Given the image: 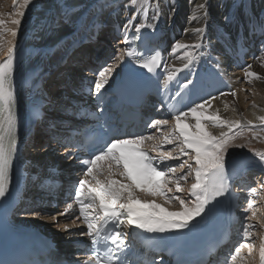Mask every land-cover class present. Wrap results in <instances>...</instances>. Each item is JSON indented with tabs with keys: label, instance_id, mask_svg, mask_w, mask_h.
Returning <instances> with one entry per match:
<instances>
[{
	"label": "snow or ice",
	"instance_id": "snow-or-ice-1",
	"mask_svg": "<svg viewBox=\"0 0 264 264\" xmlns=\"http://www.w3.org/2000/svg\"><path fill=\"white\" fill-rule=\"evenodd\" d=\"M31 3L32 0H22L19 3L14 16L9 20L13 26L11 28L0 18V52L5 55V60L0 63V198H4L9 190L10 172L20 152L17 140L15 82L18 43L5 41L4 37L9 35L13 41L16 40L26 10ZM129 6L135 7L136 13L144 16H147L148 10L153 7L151 0H129ZM196 7L203 10L207 5L202 3ZM136 13L133 14L132 20L125 24V29L134 27L136 38L139 39L141 30L152 25L143 22L133 24V20L137 18ZM161 14L157 3L152 18L158 20ZM192 19L196 17L193 16ZM258 27L264 32V22ZM204 31V28L193 29V34L197 35V42L194 44L177 42L173 45L172 54L176 55L183 51V55L177 58L185 63L180 68L170 70L169 66L164 65L165 87L175 79L177 73L188 69L199 58L196 53L204 48L202 42ZM122 43L125 45L129 43L126 34ZM119 52L120 54L114 57L117 64H122L126 57H134L137 58L139 67L148 73H156L157 68L164 64L159 52L147 58H144L142 53L132 52L129 47L120 49ZM252 58L264 67V51L259 56L254 54ZM219 67L217 64L218 69ZM252 67L248 64L243 68L244 82L252 84L254 81H264V77L252 71ZM113 71L114 66L104 67L99 71V78L95 82L96 95H100L101 90L109 85ZM191 83L192 81H188L183 87L187 88ZM229 95L235 98L237 93L232 89L219 93V96ZM216 99L217 96H212L195 103L187 110L173 112L171 123L168 119H153L148 127L159 135L136 134L114 137L105 141L103 147L87 159L80 161L85 166L83 178L75 185L71 202H68L64 211L58 215L71 219L73 224L79 221L87 229L86 232H69L70 235H86L91 241L90 255L82 264H124L129 246L125 241V234L121 231L123 225L147 234L180 233L190 229L193 221L210 211L209 206L214 205V202L218 203L219 198L230 191L226 154L230 147L247 146L234 143L238 138H242L245 129L252 133L251 139H260L261 133H264V116L256 118L259 130L252 121L224 119L218 109L209 111L212 101ZM224 107L227 109L228 105L225 104ZM215 128L227 131H220L217 135L211 131ZM234 129H239L240 132H234ZM148 142L151 143L146 148ZM165 145L173 147L167 149ZM248 151L261 166H264V151H257L251 147ZM183 157L187 159L182 160ZM169 161L180 162L170 164ZM185 184H188V187H185ZM260 187L264 189V184ZM248 191L252 198L248 199L244 211L251 212V215L245 216L244 219L251 221L257 216L254 197L258 192L255 187ZM170 193L172 194L169 195ZM184 193L186 196L177 195ZM147 197H161L165 205L178 206V210L169 211L154 200L145 199ZM34 214L42 215L40 212ZM51 218L53 222L58 223L56 216ZM258 223L262 230L258 256L254 254L255 245L250 242L255 226L248 223L243 226L244 242L235 247L226 264H264V218ZM64 230L69 231L67 224L64 225ZM243 249H247L246 256L242 254Z\"/></svg>",
	"mask_w": 264,
	"mask_h": 264
},
{
	"label": "bare ground",
	"instance_id": "bare-ground-1",
	"mask_svg": "<svg viewBox=\"0 0 264 264\" xmlns=\"http://www.w3.org/2000/svg\"><path fill=\"white\" fill-rule=\"evenodd\" d=\"M169 1L168 0H151L153 7L148 10V15L144 16L140 13H137V18L135 20H133V24H138V23L143 22L145 24L152 25L151 27H146V28L142 29L141 33H143V31H150L153 34V38L155 41L161 42L162 44L165 45V54H164L165 64L164 65L169 66V70L171 68H180L183 66V63H185V61L178 59L177 56H182L183 51H180L176 55H173L172 54L173 45L177 42L184 43V44L196 43L197 42V35L193 34V29H195V28H204L205 29V31L203 33V37H202V42H203V44H207L206 42H208V40L211 37L209 35V29L211 27V24H206L204 21L205 12L207 11V9L198 10L196 6L199 4H202V3H206V5L209 3L208 7L212 8L210 10L211 17H212V19L215 18L217 20V23H215V25H226L225 26L226 32L224 33L222 31L220 33V36L216 37V42H217V39H219V38H220V40L222 39V41H220L221 43L224 41L223 45L221 47L223 50V52H222L223 58L221 56V59L219 58V60H218V58L213 59L212 55L216 54V51L219 48H216V50L213 51L211 48H207L204 45V48L199 50L196 53L199 58L197 60H195L193 62V64L188 69H185V71L186 72L195 71L197 69L198 63L201 62L202 63V70H204L206 68H211L214 71L220 73V75L225 79L226 84L228 85V89H226L224 91L226 92L229 89H232V90L236 91L237 95L235 98H233L230 95L218 97V99L212 101V107L209 109V111H214V110L218 109L219 114L224 119H228V120L240 119L242 121H252L253 123L254 122L257 123L258 121L256 118L259 116H264V106H262V104L259 103V100L262 99L263 104H264V81H254L252 84H248V83L244 82L243 69L241 72H239V73L237 72L238 74L236 73V74L231 75V77H230V75L227 76V75L223 74L221 71H222L223 67L227 64V62L229 61V59H230L229 55L231 54V51L235 49L237 41L243 42L247 38H249L252 34L255 35L259 31H260V34L264 33L258 27V25L261 22H264V11H263V13L261 12L262 14L258 15V18H256V20L252 23V25H250L249 27L247 26L245 29L244 28L238 29L240 31V32L238 31L239 32L237 34L238 37H236V39L233 40V35H232V33H230L232 30L230 31V29L234 30L235 28H239V27L236 25V23H237L236 20L238 18L236 17L233 20L231 17H234V16H228V15H230V13H232V15L233 14L237 15V13H238L236 8H231V4L226 5V6L221 4L217 7L215 3L211 2V0H209V2H204V0H197L195 2H187V0H171L170 3H169ZM20 2H22V0H17V4L14 3V0H0V8L1 7L2 8L9 7L10 11H13L14 9H16V8H13L14 4L17 5V8H18ZM123 2H124L123 0H117L116 1L117 4H119V3L121 4ZM112 3H113L112 0H100L99 1V7H97V8L95 7L96 10L89 12V14L86 16L83 24L81 25V27L78 31H71L70 34L67 33L68 32L67 29H70L71 27H72L71 30L73 29L72 18L65 25L62 24L60 31H58L59 34H57L54 38L50 39L51 40L50 41L51 46H49V48H47L48 46H46L43 50L40 49V50L36 51V53H35L31 47H28V49H27L28 51H26L27 53L25 52V54H32V58H37L38 63H37L34 70L36 72H38V74L41 77L44 78L42 80L43 85H44V80H45V77H44L45 69L47 70V68H49L52 64L57 63V60H59V61L62 60V58L69 52V50H71L72 47H70V46L72 44L77 45L80 43V41L82 39L85 40L86 38H90V37L94 36L95 33L98 34V31L104 25L109 26V30L111 31V35H115L117 33L118 29L120 31L122 30V28L125 25V22L128 20L127 15L132 11L131 9L135 8V7L129 6V3H128V5H125L126 8H125L124 14H121L117 11H113V10H115L117 5L116 6L112 5ZM157 3H159V10L162 14L160 15L158 20H154L152 18V16H153V12L155 10V5ZM70 4L73 7H76V8L78 7L77 6L78 3L76 2V0H71ZM211 4H213L212 7H211ZM262 5H263V3H262ZM32 7H33L32 5H29V8L26 10V16L23 18L22 22L27 21V17H29V12L32 9ZM208 7H206V8H208ZM229 11H230V13H228ZM178 12H180L181 14L185 13V16L183 19H180L178 17V15H177ZM251 12H253L252 9H251ZM14 13H15V11L13 12L12 17L14 16ZM107 13L110 14L107 17H109V18L113 17L112 18V24L109 21L107 23L100 24V26H98V25L94 26V27H92V30H90V32L88 29H86V27L90 23V21L97 20V19H99V20L105 19V16ZM7 16L8 15L6 14L5 11L0 10V18L4 19L6 21L7 27L11 28L13 26L10 24L9 20H7V18H8ZM193 16H195L196 19H192ZM215 16H217V17H215ZM244 17H246V16H244ZM109 18H107V19H109ZM245 21H246V19H245ZM22 25H23V23H22ZM215 25H214V27L216 28ZM241 25H242V23H241ZM247 25H249V24H247ZM122 31H124L126 34H128L129 31H135V28L131 27V28L126 30L124 27ZM60 36L65 37V38L62 39L61 41L57 42L56 44H54L55 41L60 39V38H58ZM4 39H5V41H13L11 36H9V35H5ZM101 41H103V40L100 39L99 42L98 41L97 42L100 43ZM224 43H225V45H224ZM115 45H117L119 47L118 48V55L120 54L119 50L125 48V46H126L124 43H122V40L117 41L115 43ZM205 48H207V49H205ZM210 51L212 53H210ZM262 51H264V49H262L260 51V54ZM201 52L202 53L206 52V53H204L203 55H200ZM20 57H21V59L24 58V53H21ZM3 58H5V55L3 52H0V60H2ZM217 64L220 65L219 69L217 68ZM248 64H251L253 66L252 71L258 73L261 77H264V67L260 66L259 61H257V60L250 61L249 63L246 64V66ZM56 65L57 64H55L53 67L48 69L46 72L53 73L54 70L56 69ZM113 66H114V71H113V75L110 77V83L109 84H111L112 82L113 83L116 82L117 69L118 68L120 69L121 64H117V62L115 61V64H111L109 67H113ZM63 71L66 73V68H64ZM232 73H235V72H232ZM66 74H68V73H66ZM58 92H60V90H58ZM247 92H248V94H247ZM225 104L228 105L227 109H225V107H224ZM233 109H235V111ZM211 131L217 135L220 132V130L218 132L217 131L215 132V129L214 130L211 129ZM222 131H227V129H222ZM249 132L250 131H247L246 134L249 135L248 134ZM249 139H251V138H249ZM244 140H246V138ZM251 140H253V139H251ZM257 140L262 142L261 146L263 148L264 147V133H261V138L257 139ZM157 142H159V141H157ZM234 143L246 144V143H244L243 138H238ZM166 146H168V145H166ZM250 147L253 148V146H250ZM236 150H237V148H235V147L229 148V151L226 154L227 164H229L231 162L230 160L232 158H234V157H232L233 155H231V153L233 154L234 151H236ZM263 150H264V148H263ZM251 165L256 166L255 164H252V163H249V165L246 163H241L237 166L235 165V167H240L239 169H241V170H239V171L242 172V171H246L247 169L251 168ZM259 166H257V167L260 168L261 171H264V168L262 169ZM237 175H239V174H237ZM259 188H260V185H259ZM171 194L172 193H170L169 195H171ZM232 197L234 200L237 199V194L233 195ZM262 198L264 200V196H262ZM259 200L260 201H258V204H262L263 200L262 199H259ZM175 210H178V209L175 208L173 211H175ZM255 211L257 213L256 218L258 220H260L261 218H264V217H262L261 214H260V216H258V212L256 209H255ZM247 213H248V215H251V212H247ZM38 219H39V216H35L33 219L32 218L29 219L28 217H26V218L20 217L18 219V222H19V225H21L25 228H34V227H37V224H40ZM43 220L44 219H42V221ZM250 222L251 221H249V223ZM43 224H44V221H43ZM45 224H46V222H45ZM49 224L50 223H47L44 226V228L46 230L44 228H42L43 225L40 226V228H42L45 233H48L53 229V227L49 226ZM259 229H260V227H259ZM261 233H262V230H260L259 235H257V237H256L257 245L255 247V253L254 254L257 256H258V249H259V243H260L259 237H260ZM245 255H247V250L245 252Z\"/></svg>",
	"mask_w": 264,
	"mask_h": 264
},
{
	"label": "rangeland",
	"instance_id": "rangeland-1",
	"mask_svg": "<svg viewBox=\"0 0 264 264\" xmlns=\"http://www.w3.org/2000/svg\"><path fill=\"white\" fill-rule=\"evenodd\" d=\"M99 1L100 0H76V2L78 3V5H77L78 7L76 8V7H73L70 4L71 0H32V3L30 5H32L33 7H32V9L29 12V17H27V21L22 22L23 25L21 26V28L18 31V36H17L16 40L12 41V42L13 43H18V48L17 49H28V47H31L34 52H36V51H38L40 49L43 50L46 46H48L47 48H49V46H51V44H50L51 40L50 39L54 38L57 34H59L58 31H60V28L62 27V24L65 25L72 18L73 29L71 30L72 27L70 29H67L68 30L67 33L70 34L71 31H78L80 29L81 25L83 24L86 16L89 14V12H92V11L96 10L97 7H99ZM116 1L117 0H112V2L114 3V4L112 3V5H115V6L117 5L115 10H113V11H117V12H119L121 14H124L125 8H126L125 5H128L129 0H123L124 2L121 3V4L120 3L117 4ZM195 1H197V0H187V2H195ZM170 2H171V0L169 1V3ZM204 2H209V0H204ZM211 2L215 3L217 7L219 5H221V4L224 5V6L231 4V8H236V10L238 12L237 15L236 14L232 15V13H230V11H229L228 13H230V15H228V16H234V17H231L233 20L236 17L238 18L236 20L237 23L235 22L236 25L238 24V26H241L238 29H240V28H244L245 29L247 26L249 27L250 25H252V23L256 20V18H258V15L262 14L263 11H264V0H211ZM262 3H263V5H262ZM15 4H17V0H16ZM15 4H14L13 8L17 9V5H15ZM208 5H209V3L207 4V7H208ZM212 5L213 4H211V7H212ZM16 9H14L13 11H10L9 7H6V8H2L1 7L0 8V10L5 11L6 14L8 15L7 16L8 18L6 17L7 20H10L9 18L12 17L13 12ZM206 9H207V11H206L207 15H205L204 21H205L206 24H211V27L209 29V35L211 37L208 40V42H206L207 44H204V45L207 48H211L213 51L216 50V48H219V49H217V50H220L219 56H215L216 54L212 55L213 59L218 58V60H219V58L221 59V56H222L223 50H222L221 47H222L224 41L221 43L220 41H222V39L220 40V38H219V39H217V42H216V38H214V37L215 36L216 37L220 36V33L222 31L225 33L226 32V28H225L226 25H215V23H217V20L215 18L212 19L211 14H210L211 13L210 10L212 8L208 7ZM251 9L253 10L254 13L251 12ZM131 10L132 11L127 15V19L128 20L125 22V24L129 20H132L133 14L136 13V8H132ZM249 12H251L250 17H251V19H253V21L251 23H249L250 20H247L249 18V15H248ZM252 14L254 16H256V17L252 18ZM109 15L110 14L107 13L106 16H105V19H100V20L97 19V20L90 21V23L87 25L86 29H88L89 32H90V30H92V27H94V26H97V25L100 26V24H104V23H107L109 21L112 24V18L113 17L112 18L110 17L111 18L110 19L109 17H107ZM136 15H137V13H136ZM177 15H178V17L180 19H183L184 16H185V13L181 14L180 12H178ZM244 16H246V17H244ZM215 17H217V16H215ZM107 18H109V19H107ZM244 18L247 21L246 23L249 24V25H247L246 23H243L245 21ZM241 23H242V25H241ZM214 25L216 26V28L214 27ZM231 30H233V29H230V31ZM238 31H237V34L240 32V31L239 32ZM230 33H232V31ZM235 36L233 37V40L236 39ZM58 38H60V39L55 41L54 44H56L57 42L61 41L65 37H61L60 36ZM72 45L70 47H72ZM224 45H225V43H224ZM207 48H205V49H207ZM204 53H206V52H204ZM210 53H212V52L210 51ZM222 58H223V56H222ZM115 61L112 64H115ZM58 62H59V60H57V63H54L49 68H47V70L50 69L51 67H53L55 64H58ZM66 73H68V69L67 68H66ZM236 73L237 72L232 73L231 75L236 74ZM247 94H248V92H247ZM259 103L262 104V106H264L262 99L259 100ZM253 124H256L257 125V130H259V127H260L259 126V122H257V123L254 122ZM219 130L222 131V129L215 128V132L216 131L218 132ZM247 131H248L247 129L244 130L243 137H242L244 143H246L245 145H247V146L243 147L242 149L241 148H237V150L234 151L233 154L231 153V155H233L232 157H234L231 160H235L236 159V161L239 163V159L247 158L248 159L247 162H249V160H250V163L256 165V166L251 165V168H254V169H257V170L261 171V169L257 167V166L260 165L258 160L252 155L251 152L248 151V148L250 146H253V149H255L257 151H264L263 150L264 147L262 148V146H261L262 142H260L258 140L249 139V138H251V134L252 133L249 132L248 133L250 135L249 136V135L246 134ZM234 132H240V130L239 129H234ZM245 138H246V140H244ZM39 155H38V153L36 154V156H39ZM186 159H187V157H186ZM230 163H232V162H230ZM239 164H237V165H239ZM259 167H261L262 169L264 168V166H261V165ZM185 171H186V169H185ZM255 181H256V186H258L257 187L258 198L263 200L262 196H264V189H262L261 187L259 188V185L264 184V175H263V179L261 181H259V178L255 179ZM190 182L191 181H189V184H190ZM184 186L188 187V184H185ZM177 195H185L186 196V193L177 194ZM145 199H147V198H145ZM148 200H150V199L148 198ZM155 200H156L155 203L160 204L163 207H166L169 211H173L175 208L178 209V206H175V205H171V204L165 205L164 204V199L163 200L155 199ZM254 207H255L254 209H256L257 212H258V216H260V214H261L262 217H264V200H263L262 204H258V205L254 206ZM245 208H247V207H245ZM35 216H37V215L34 214L32 217L30 216L28 218L29 219H31V218L33 219ZM23 217L26 218V216H23ZM42 219H44V218L41 217V218L38 219L40 224H37V227H40V226L43 225L42 228H44V226L47 223H50L49 226L53 227V229H55L57 231L55 225H53L52 221H50L51 219L48 220L47 218H45L43 220L44 224H43ZM258 221L259 220L256 218L254 220H251V222H250V224L255 226L254 229H253L254 235L251 237V241H250V242H252L255 245V247L257 245L256 237H257V235H259L260 230H261V229H259ZM45 222H46V224H45ZM17 223L19 224L18 221H17ZM248 223H249V220H248ZM246 250L247 249H243L242 250V254L245 255Z\"/></svg>",
	"mask_w": 264,
	"mask_h": 264
}]
</instances>
